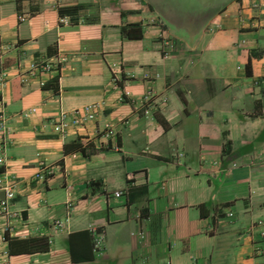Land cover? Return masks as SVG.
Segmentation results:
<instances>
[{"label": "crops", "instance_id": "crops-1", "mask_svg": "<svg viewBox=\"0 0 264 264\" xmlns=\"http://www.w3.org/2000/svg\"><path fill=\"white\" fill-rule=\"evenodd\" d=\"M211 11L188 31L146 0H0V177L17 213L0 264H264V0ZM41 236L44 252L5 239Z\"/></svg>", "mask_w": 264, "mask_h": 264}, {"label": "built area", "instance_id": "built-area-1", "mask_svg": "<svg viewBox=\"0 0 264 264\" xmlns=\"http://www.w3.org/2000/svg\"><path fill=\"white\" fill-rule=\"evenodd\" d=\"M19 21H22L21 17H18ZM64 22V21H60ZM162 45L164 47H170L168 42L164 40L162 42ZM168 54L164 53L163 57H167ZM118 81V78L116 77V72L114 70H111V78L110 83L112 88H116V83ZM152 94L150 92L146 93L145 96L142 98V103H148L150 101ZM96 109H98L97 104H90L87 106L82 107L81 109H73L69 113H60L57 117V120L53 122V132L55 133H62L63 129L69 124L70 126H78L86 121L92 120L94 118V115L96 113ZM32 112V111H31ZM143 114H147V110L143 111ZM23 116H26L27 114L23 113ZM3 129V119H0V130ZM177 160H180L182 158L181 153H176L174 155ZM51 174L50 168L42 161L40 160L37 163V170L33 175V180L36 182H44L49 178ZM15 183L13 178H6V177H0V192H2V198H0V220L5 221L4 223V229H9V220L11 218H14L17 216V213L11 209V202L15 197ZM120 193L116 192L114 193L115 196L119 195ZM228 217L231 216V213L226 214ZM7 223V224H6ZM54 226L60 225L58 223H52ZM51 224V225H52ZM56 231V228L54 229ZM94 234V232H93ZM93 252L96 255L100 254V238L99 236H96L93 240ZM47 243H50V241L47 240Z\"/></svg>", "mask_w": 264, "mask_h": 264}, {"label": "rangeland", "instance_id": "rangeland-1", "mask_svg": "<svg viewBox=\"0 0 264 264\" xmlns=\"http://www.w3.org/2000/svg\"><path fill=\"white\" fill-rule=\"evenodd\" d=\"M144 1V0H143ZM155 9L164 11L173 10L180 15L179 18L184 21L188 31L192 29L197 22L204 20L220 4L228 0H146ZM262 32V31H261Z\"/></svg>", "mask_w": 264, "mask_h": 264}, {"label": "trees", "instance_id": "trees-1", "mask_svg": "<svg viewBox=\"0 0 264 264\" xmlns=\"http://www.w3.org/2000/svg\"><path fill=\"white\" fill-rule=\"evenodd\" d=\"M121 32L124 34L125 37L127 38H132V39H138L140 38V31L138 27L136 26H129L127 28H123ZM248 69H249V62L247 60L245 64V70L246 73L248 74ZM49 87H51L53 90H55V78L52 79L49 82ZM75 151V149H79L77 146H72L70 145L69 148L64 146L63 148V154L65 155L69 151ZM6 241L8 242L9 246V252L10 253H18V252H27V253H32V252H44L47 250L48 244H47V239L44 236L41 237H34V238H27L24 240H16L12 238H6Z\"/></svg>", "mask_w": 264, "mask_h": 264}]
</instances>
